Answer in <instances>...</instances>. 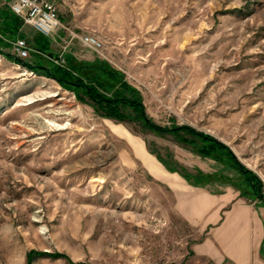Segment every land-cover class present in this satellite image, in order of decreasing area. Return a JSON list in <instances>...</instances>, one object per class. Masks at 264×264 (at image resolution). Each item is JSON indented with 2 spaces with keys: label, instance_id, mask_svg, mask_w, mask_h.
Here are the masks:
<instances>
[{
  "label": "rangeland",
  "instance_id": "obj_1",
  "mask_svg": "<svg viewBox=\"0 0 264 264\" xmlns=\"http://www.w3.org/2000/svg\"><path fill=\"white\" fill-rule=\"evenodd\" d=\"M55 3L60 25L43 63L61 54L65 64L66 53L107 60L139 90L148 118L169 129L130 111L102 115L0 52V264H189L198 232L185 194L148 160L178 180L162 160L211 171L216 160L170 131L191 126L233 150L264 200V0ZM21 30L33 49L22 60L33 63L36 30ZM86 33L102 47L84 44ZM2 49L16 57L11 43Z\"/></svg>",
  "mask_w": 264,
  "mask_h": 264
},
{
  "label": "trees",
  "instance_id": "obj_2",
  "mask_svg": "<svg viewBox=\"0 0 264 264\" xmlns=\"http://www.w3.org/2000/svg\"><path fill=\"white\" fill-rule=\"evenodd\" d=\"M21 26L22 21L19 16L7 6H0L1 53L9 55L31 70L41 71L44 75L52 77L65 88L74 90L80 100L87 98L86 100L102 115L123 120L131 117L130 111L146 125L157 129H169L156 126L148 118L141 102L139 90L126 81L122 71L112 66L105 59L97 57L93 60H79L71 53H66L65 64L59 65L48 60L46 65L43 63L39 52L49 51L50 40L38 31L32 36L33 48L38 51L34 52L36 57L33 63L25 62L4 52L2 47L8 42L3 39V36L10 39L24 36L20 30ZM179 130L189 135L187 137L182 136V139L191 145L194 151L201 156L216 160L221 168L211 172L197 168L192 172L184 167L179 170L166 160H162L170 171H178L192 185L204 186L214 182L231 184L240 189L246 196L250 193L263 198L255 174L238 160L233 150L226 143L191 126L180 125L170 128L172 132Z\"/></svg>",
  "mask_w": 264,
  "mask_h": 264
},
{
  "label": "crops",
  "instance_id": "obj_3",
  "mask_svg": "<svg viewBox=\"0 0 264 264\" xmlns=\"http://www.w3.org/2000/svg\"><path fill=\"white\" fill-rule=\"evenodd\" d=\"M0 6L7 5L0 0ZM148 163L155 177L185 194L184 214L198 232L189 245V264H264V200L248 197L231 184L212 183L217 190L192 185L182 175L183 180L168 176L159 163ZM220 168L217 163L211 171Z\"/></svg>",
  "mask_w": 264,
  "mask_h": 264
},
{
  "label": "built area",
  "instance_id": "obj_4",
  "mask_svg": "<svg viewBox=\"0 0 264 264\" xmlns=\"http://www.w3.org/2000/svg\"><path fill=\"white\" fill-rule=\"evenodd\" d=\"M8 8H10L17 16L21 18L23 25H29L34 30L42 33L45 36L54 35L60 25L58 11L55 0H2ZM3 39L9 44L11 43L12 50L16 57L24 59L30 55L33 50L26 38L18 36L15 39ZM84 44L94 50L102 47L101 41L93 34L86 33L82 36ZM67 45V43H66ZM54 61L59 64H64L62 55L54 57Z\"/></svg>",
  "mask_w": 264,
  "mask_h": 264
}]
</instances>
